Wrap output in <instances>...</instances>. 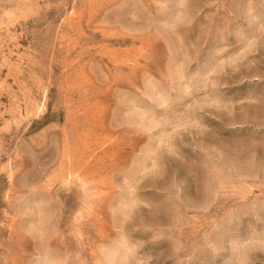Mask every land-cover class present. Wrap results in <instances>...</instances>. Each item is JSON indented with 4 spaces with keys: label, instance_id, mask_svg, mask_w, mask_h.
Returning <instances> with one entry per match:
<instances>
[{
    "label": "rangeland",
    "instance_id": "374dc122",
    "mask_svg": "<svg viewBox=\"0 0 264 264\" xmlns=\"http://www.w3.org/2000/svg\"><path fill=\"white\" fill-rule=\"evenodd\" d=\"M0 264H264V0H0Z\"/></svg>",
    "mask_w": 264,
    "mask_h": 264
}]
</instances>
